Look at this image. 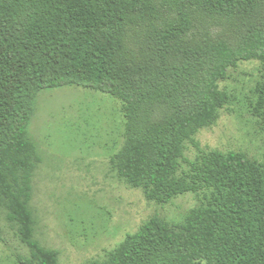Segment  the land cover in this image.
<instances>
[{"label":"trees","instance_id":"trees-1","mask_svg":"<svg viewBox=\"0 0 264 264\" xmlns=\"http://www.w3.org/2000/svg\"><path fill=\"white\" fill-rule=\"evenodd\" d=\"M252 62L248 92L222 85ZM66 86L119 102L120 181L159 205L198 198L178 222L155 214L87 264H264V154L197 140L236 102L264 134V0H0V242L5 217L28 249L15 264H59L36 238L42 154L29 128L39 94Z\"/></svg>","mask_w":264,"mask_h":264},{"label":"rangeland","instance_id":"rangeland-1","mask_svg":"<svg viewBox=\"0 0 264 264\" xmlns=\"http://www.w3.org/2000/svg\"><path fill=\"white\" fill-rule=\"evenodd\" d=\"M256 63H244L224 82L241 97L252 85ZM224 111L217 125L197 135L202 147L264 154V134L240 102ZM120 104L108 94L66 86L42 91L30 134L39 145L42 162L34 180L32 207L36 238L60 251L59 264H87L118 246L127 234L155 214L178 222L198 204L195 194L174 198L166 205L148 201L142 189L131 188L111 173V157L124 142ZM198 150L189 145L193 160ZM187 168V167H186ZM0 264H15L28 249L16 231L1 219Z\"/></svg>","mask_w":264,"mask_h":264}]
</instances>
